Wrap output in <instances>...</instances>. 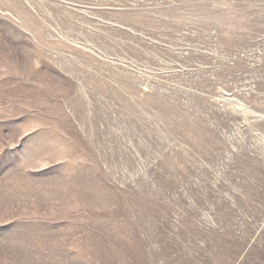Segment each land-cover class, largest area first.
Returning a JSON list of instances; mask_svg holds the SVG:
<instances>
[{
    "label": "rangeland",
    "instance_id": "rangeland-1",
    "mask_svg": "<svg viewBox=\"0 0 264 264\" xmlns=\"http://www.w3.org/2000/svg\"><path fill=\"white\" fill-rule=\"evenodd\" d=\"M0 264H264V0H0Z\"/></svg>",
    "mask_w": 264,
    "mask_h": 264
}]
</instances>
